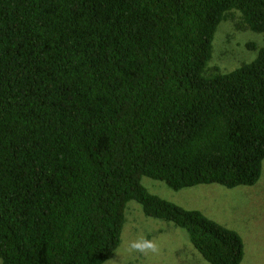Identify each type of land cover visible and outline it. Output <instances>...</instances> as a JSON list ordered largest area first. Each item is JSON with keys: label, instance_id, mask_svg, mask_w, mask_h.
Wrapping results in <instances>:
<instances>
[{"label": "trees", "instance_id": "trees-1", "mask_svg": "<svg viewBox=\"0 0 264 264\" xmlns=\"http://www.w3.org/2000/svg\"><path fill=\"white\" fill-rule=\"evenodd\" d=\"M235 10L264 34V0H0V264H103L132 200L243 261L237 231L142 184L259 181L264 46L208 67Z\"/></svg>", "mask_w": 264, "mask_h": 264}, {"label": "rangeland", "instance_id": "rangeland-1", "mask_svg": "<svg viewBox=\"0 0 264 264\" xmlns=\"http://www.w3.org/2000/svg\"><path fill=\"white\" fill-rule=\"evenodd\" d=\"M223 19L213 40L208 67L226 73L254 61L264 46V34L245 28L243 14ZM252 44L255 47H252ZM210 74V72H206ZM153 194L187 209H196L209 218L237 231L245 246L240 264H264V160L255 185L227 188L219 184H199L174 190L160 180L142 178ZM121 243L103 264H210L192 244L187 230L172 222L148 217L137 201H129ZM139 237L155 239L158 253L129 252L128 243Z\"/></svg>", "mask_w": 264, "mask_h": 264}, {"label": "clouds", "instance_id": "clouds-1", "mask_svg": "<svg viewBox=\"0 0 264 264\" xmlns=\"http://www.w3.org/2000/svg\"><path fill=\"white\" fill-rule=\"evenodd\" d=\"M129 252H137L144 255L154 254L159 252V246L155 239H149L146 237H139L128 243Z\"/></svg>", "mask_w": 264, "mask_h": 264}]
</instances>
